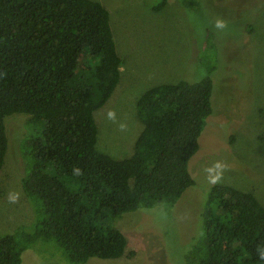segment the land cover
Wrapping results in <instances>:
<instances>
[{
  "label": "trees",
  "instance_id": "1",
  "mask_svg": "<svg viewBox=\"0 0 264 264\" xmlns=\"http://www.w3.org/2000/svg\"><path fill=\"white\" fill-rule=\"evenodd\" d=\"M123 63L100 1L0 0V169L4 118L29 114L21 184L34 214L30 228L0 233V264H22L37 241L53 242L68 264L120 258L128 241L115 219L171 207L195 184L189 160L213 112L212 70L148 88L137 102L144 126L134 152L116 159L96 147L94 112L115 91ZM204 205L183 264H264V205L254 193L214 184Z\"/></svg>",
  "mask_w": 264,
  "mask_h": 264
},
{
  "label": "rangeland",
  "instance_id": "2",
  "mask_svg": "<svg viewBox=\"0 0 264 264\" xmlns=\"http://www.w3.org/2000/svg\"><path fill=\"white\" fill-rule=\"evenodd\" d=\"M98 1L110 13L124 60L115 91L94 112L98 150L116 159L132 155L144 126L138 99L159 83L194 82L212 70L213 112L189 160L195 184L171 207L157 204L115 219L127 237L126 253L85 264H183L202 232L200 212L212 185L250 191L264 205V0H168L158 10L153 6L159 0ZM29 118L25 113L4 118L8 147L0 169V233L32 224L21 184V140ZM54 249L53 242L37 241L23 252L22 264H68Z\"/></svg>",
  "mask_w": 264,
  "mask_h": 264
}]
</instances>
